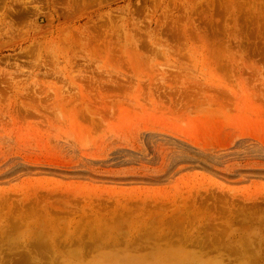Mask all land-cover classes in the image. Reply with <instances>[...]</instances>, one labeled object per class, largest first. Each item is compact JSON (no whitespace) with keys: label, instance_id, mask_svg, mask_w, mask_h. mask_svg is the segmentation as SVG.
Listing matches in <instances>:
<instances>
[{"label":"rangeland","instance_id":"1","mask_svg":"<svg viewBox=\"0 0 264 264\" xmlns=\"http://www.w3.org/2000/svg\"><path fill=\"white\" fill-rule=\"evenodd\" d=\"M101 258L264 264V0H0V264Z\"/></svg>","mask_w":264,"mask_h":264},{"label":"bare ground","instance_id":"2","mask_svg":"<svg viewBox=\"0 0 264 264\" xmlns=\"http://www.w3.org/2000/svg\"><path fill=\"white\" fill-rule=\"evenodd\" d=\"M105 262V258H101V259H99V260H97L96 262H95V264H106V263H104ZM183 262V261H182ZM180 263V262H179Z\"/></svg>","mask_w":264,"mask_h":264}]
</instances>
